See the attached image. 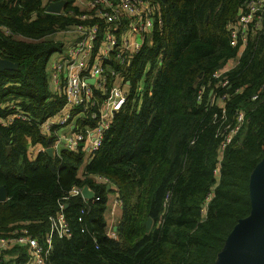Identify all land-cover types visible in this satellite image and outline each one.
<instances>
[{"label":"trees","instance_id":"1","mask_svg":"<svg viewBox=\"0 0 264 264\" xmlns=\"http://www.w3.org/2000/svg\"><path fill=\"white\" fill-rule=\"evenodd\" d=\"M154 1L163 24L124 71L133 85L150 64L140 111L115 115L82 177L83 150L51 157L44 148L54 136L37 124L0 125V186L7 194L0 236L23 230L40 238L72 187L95 193L86 202L79 195L65 200L71 236L53 238L47 264H217L231 230L251 213L249 183L264 157V23L250 30L237 63L215 78L236 55L227 24L246 0ZM45 7L44 0H0V56L18 64L0 71V102L18 100L38 122L64 103L47 79L48 58L65 48L55 34L79 22ZM70 8L68 0L64 11ZM239 110L243 124L221 148V132ZM28 144L43 148L34 159L27 157ZM111 190L122 210L116 238L105 230ZM15 250L1 253L0 264H10Z\"/></svg>","mask_w":264,"mask_h":264},{"label":"built area","instance_id":"2","mask_svg":"<svg viewBox=\"0 0 264 264\" xmlns=\"http://www.w3.org/2000/svg\"><path fill=\"white\" fill-rule=\"evenodd\" d=\"M51 1L56 0H44V4L47 6ZM72 7L78 11L74 12ZM58 14L73 15L79 21L55 34L65 48L55 51V55L50 57L47 70L49 86L54 94L64 98L63 105L57 112L38 122L23 110L18 100L0 102L5 114L0 119V125H9L14 120L37 124L43 134L54 136L53 143L44 148L50 147L53 155H59L61 150L93 153L101 146L118 112L123 109L128 113L140 111L150 64L146 63L133 85L124 71L142 47L151 43L152 34L162 26L160 6L154 0H71V8L66 11L63 8ZM263 23L264 0H246L237 18L227 24L229 44L236 48V55L214 72L215 78L237 63L250 30L258 31ZM4 30L10 32L6 28ZM226 84V79L220 82L221 86ZM228 96L225 93L219 100ZM258 96L255 94L252 98ZM87 120L94 122V125H88ZM243 121L244 112L239 110L233 125L226 126L221 132L224 137L221 148L239 131ZM100 180L111 184L104 176ZM81 190L82 187L74 186L59 199L58 210L48 216V228L40 238L23 230L0 236V256L14 247L17 252L10 264H47L53 238L71 236L64 214L65 200L77 195L86 200ZM115 203H119V200ZM107 234L116 237L115 231L109 230Z\"/></svg>","mask_w":264,"mask_h":264},{"label":"water","instance_id":"3","mask_svg":"<svg viewBox=\"0 0 264 264\" xmlns=\"http://www.w3.org/2000/svg\"><path fill=\"white\" fill-rule=\"evenodd\" d=\"M163 2L165 0H162ZM66 0L51 1L45 11L58 14L64 8ZM18 64L0 56V71L16 69ZM92 82L93 80H89ZM9 146H7V150ZM52 156V149H46ZM107 184L106 188L109 189ZM83 197L91 199L94 192L84 185L81 190ZM251 213L235 224L225 245L220 252L217 264H264V157L252 173L249 183ZM7 199L5 188L0 186V202ZM151 220L148 219L146 229L149 230Z\"/></svg>","mask_w":264,"mask_h":264},{"label":"crops","instance_id":"4","mask_svg":"<svg viewBox=\"0 0 264 264\" xmlns=\"http://www.w3.org/2000/svg\"><path fill=\"white\" fill-rule=\"evenodd\" d=\"M89 125V124H88ZM64 131H70V130H68V129H65ZM40 146L39 144H36V145H31V144H28V146H27V150H28V148L29 147H31V148H34L35 146ZM6 149H7V147H6ZM9 149H10V146H9ZM9 149L7 150V151H9ZM41 149H43L41 146H40V148H37V152H35L36 154H35V156H33L32 158H30V159H34L36 156H37V154H38V152L41 150ZM45 150V149H44ZM47 152V151H46ZM26 154H27V152H26ZM48 154V153H47ZM92 154L93 153H85V156H84V161H83V163L80 165V167H79V169H78V175L80 176V177H82L83 176V174L85 173V170H86V166H87V164L90 162V160H91V156H92ZM49 155V154H48ZM50 156V155H49ZM55 155H53V152H52V156L51 157H54ZM27 157L29 158V156L27 155ZM100 177L101 176H98V175H94L93 176V179L94 180H96V181H99V182H101V183H103V184H105V185H107V184H109L110 185V187H109V189H113L114 190V186H113V184L111 183H107V182H103L102 180H100ZM89 189H91L90 187H89ZM92 190V189H91ZM113 190H111L110 192H108L107 193V201H106V209H105V212H104V217H105V220H106V227H105V230H106V234L108 233V231L109 230H111V231H115V233L117 232L116 230L118 229V225H119V223H118V221H119V219H120V217H121V204H120V201H119V203H115V201L116 200H119V198H118V195H117V193L115 192V191H113ZM93 191V190H92ZM94 192V191H93ZM94 196H95V193H94ZM81 197V196H80ZM82 198V197H81ZM94 198V197H93ZM83 199V198H82ZM92 199V198H91ZM87 200H89V199H87L86 198V200H84L85 202L87 201ZM65 206H66V204H65ZM65 208V207H64ZM111 210H113V214H111ZM47 230V229H46ZM45 230V231H46ZM108 235V234H107ZM116 235H117V233H116ZM109 236V235H108ZM116 238V237H115ZM17 252V250H15V252L13 253V255L15 254ZM12 255V256H13ZM19 257H20V255H19ZM13 260V257H11V261Z\"/></svg>","mask_w":264,"mask_h":264},{"label":"rangeland","instance_id":"5","mask_svg":"<svg viewBox=\"0 0 264 264\" xmlns=\"http://www.w3.org/2000/svg\"><path fill=\"white\" fill-rule=\"evenodd\" d=\"M59 36V35H58ZM64 38V37H63ZM66 42V40H65ZM55 55V52H53L50 57L54 56ZM50 57L48 58L47 60V63H46V70L49 69V60H50ZM37 148H40V146H35L34 148H31L29 147L28 150H27V155L29 156V158H32L33 156H35V152H37Z\"/></svg>","mask_w":264,"mask_h":264}]
</instances>
